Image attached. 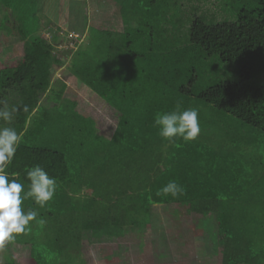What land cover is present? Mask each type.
Listing matches in <instances>:
<instances>
[{
    "label": "trees",
    "instance_id": "1",
    "mask_svg": "<svg viewBox=\"0 0 264 264\" xmlns=\"http://www.w3.org/2000/svg\"><path fill=\"white\" fill-rule=\"evenodd\" d=\"M162 1L159 4L148 0L144 17L140 14L144 6L142 0L106 2L115 9L119 20L123 18L128 25L150 24L158 44L148 52H154L161 59L174 49L162 45L167 40L161 26L168 22L173 5L169 0ZM243 1L249 2L239 9L235 21L213 24L201 17L191 19L190 45L201 50L202 60L216 58L224 65H231L264 51V0ZM3 2L10 13L20 7L17 0ZM101 20L89 27L88 45L71 50L68 71L119 115L110 141L96 137L92 121L74 112L77 100L65 93L66 85L52 82L53 67H63L64 62L63 55L55 52L48 39L39 34L22 37V57L17 59V65L8 67L7 74L2 72L0 106L17 108L10 126L23 132V139L7 169L9 177L23 183L27 189V169L40 165L58 184L53 199L45 207L36 206L31 199L23 202L25 211L36 210L46 222L39 225L34 221L28 232L16 236L15 244L25 249V263L11 258L7 264H58V260L68 258L69 249L79 248L97 230L116 232L128 226L148 228L153 206L177 207L179 205L174 204L180 203H185L195 232L201 233L207 243L210 237L202 222L215 213L216 233L224 242L222 255L229 254V238H226L229 229L223 219L226 215L223 208L229 201L227 192L232 190L229 185L236 183L233 174L241 172V165L235 156L221 149L217 152L214 147L211 155L203 156L204 162H211L214 172V175H206L205 188L203 184L196 190L186 185L184 195L178 198L156 195L170 180L181 185V177L184 178L178 169L176 172L167 169L170 162L164 156L167 144L175 147L177 142L164 141L153 126L156 114L173 111L176 103L174 105L172 100L170 105L174 106L158 112L155 107L141 108L136 74L141 54L131 49L144 37L143 33L130 27L123 33L120 29H107ZM6 65V61L2 63L0 71ZM252 74L251 69L244 67L239 81L222 82L199 91L189 84L188 88L177 89L182 96H174L181 102V110H187L183 105L188 104L190 109H198V118L203 111L206 120L200 127L205 135L212 134L208 129L216 118L243 125L253 134H264V87L251 85ZM44 98L50 107L41 106ZM188 143L182 144L186 163L190 160ZM210 179L216 183L208 185Z\"/></svg>",
    "mask_w": 264,
    "mask_h": 264
},
{
    "label": "rangeland",
    "instance_id": "2",
    "mask_svg": "<svg viewBox=\"0 0 264 264\" xmlns=\"http://www.w3.org/2000/svg\"><path fill=\"white\" fill-rule=\"evenodd\" d=\"M17 1L20 7L11 11V14L4 7L3 0H0V60H7L6 67L0 71V79L2 72L7 74L10 71L8 67L11 64L17 65V59L22 57L24 45L21 38L41 35L52 42L56 53L60 52L63 55L64 66L53 67L52 82L65 84L66 92L77 99V111L95 121L98 135L109 138L115 130L119 115L114 113L104 100L96 98L92 90L71 76L68 71L71 50L86 47L88 39L79 37L82 31L76 29L80 24L73 25L72 17L66 20L65 14L67 10L71 16L76 10L80 12L87 2L80 0L79 3H68L69 0H63L59 6L54 4L49 8L45 5L47 0ZM147 1L142 0L144 4L140 12L142 17L145 16V8L148 7ZM155 1L159 4L164 2ZM95 2L90 5L113 8L106 2L103 4L104 0ZM169 2H173V5ZM169 2L171 15L168 16V22L161 26L165 30L167 42L162 45L168 49L173 46L174 49L162 59L157 58L154 52H148L158 44L156 32L151 30L150 24L136 22L128 25L123 18L121 19L124 26L140 30L144 36L131 49L141 54L136 74L142 109L155 107L154 110L158 112L174 106L179 101L174 95L182 96L176 92L177 89L188 88L189 84H192L195 91H199L222 82L239 81L241 69L244 67L253 72L251 85L264 87V51L253 53L234 64L224 65L216 58L202 60L199 54L201 50L191 47L189 41L191 19L201 17L213 24L232 22L235 21L239 9L249 1L169 0ZM55 7L60 12V18L54 12V17L51 16L53 24L44 25L40 30L41 14H46ZM55 34L57 37L53 39L52 36ZM172 100L174 105H170L173 103ZM216 120L219 122L214 121L208 129L215 138L214 147L235 156L236 162L238 161L242 168L239 174L236 172H234L236 175L233 174L236 183L229 185L232 189L227 192L229 201L226 203L222 201L226 204L223 208L226 211L223 219L229 229L226 237L229 238V254L224 256L221 254L220 245L223 244L216 233L214 218H206L202 222V225H205L203 226L205 233L210 237L207 243L201 233L196 232L199 236L195 238L193 221L189 218L186 206H153L148 228L128 226L116 232L97 230L79 248L69 249L68 258L58 260V264H264V134H253L247 127L237 123H226L225 119ZM233 190L235 193L231 194ZM15 240L8 243L4 249H0V264H7L11 258L16 262L25 263V249L16 245Z\"/></svg>",
    "mask_w": 264,
    "mask_h": 264
},
{
    "label": "clouds",
    "instance_id": "3",
    "mask_svg": "<svg viewBox=\"0 0 264 264\" xmlns=\"http://www.w3.org/2000/svg\"><path fill=\"white\" fill-rule=\"evenodd\" d=\"M17 108L0 106V122L10 124ZM153 126L158 129V135L168 142L176 138L185 142L195 140L200 134L198 110H181V102H177L175 109L170 112L157 113ZM23 132H18L14 127L0 125V249L16 239L19 234L30 230L32 222L39 225L45 220L39 217L36 210L25 211L22 204L31 199L33 203L43 208L51 201L56 193L58 184L55 177L50 176L40 165H33L26 171L28 180L27 189L18 180L10 179L7 169L11 165ZM184 188L175 180H170L166 185L156 191L160 197L171 196L178 198L184 195Z\"/></svg>",
    "mask_w": 264,
    "mask_h": 264
},
{
    "label": "crops",
    "instance_id": "4",
    "mask_svg": "<svg viewBox=\"0 0 264 264\" xmlns=\"http://www.w3.org/2000/svg\"><path fill=\"white\" fill-rule=\"evenodd\" d=\"M60 1H63V0H47L45 5H46V7L48 5L49 8H50V6H54V4L59 6L61 4ZM84 1L87 2L86 6H85V3H84V6L86 8L84 7L80 12L78 10H76L74 12V14H72V16L68 12L69 10H67L66 14H65V15H67L66 16V20H68V19H70V17H72L73 25H75V24L79 25L80 24V26L76 29L78 31L79 30L82 31V33L79 35V37L82 36L84 39L86 38L89 41V39H90L89 27L91 25H93V24L97 25L100 22V19H102L101 20L102 21L101 24L103 26H105L107 29H113V28L117 29V30L120 29V33H123V31L128 28L127 26H124V24H122L121 17H120V20H119L117 14L115 13V9L114 8H111V7L103 8V6L102 7H100V6H93L92 7L91 5H93L95 0H93L94 2L93 1L90 2V0H84ZM100 1L101 0H96V2H100ZM71 2L79 3L80 0H69L68 1V3H71ZM105 2H107V0H104L103 4H105ZM106 4L108 6L109 5L111 6V4H109V3H106ZM54 9H55V11H54ZM54 9L53 8L50 9V12H47L46 14L45 13L41 14V22H39L40 23V26H39L40 30H41V27L44 26V25L48 26V24H53V18L52 17H54V15H55L54 12L57 14V17L60 18V16H59L60 12H59L58 8L55 7ZM79 13H80V15H79ZM90 16L91 17L93 16V18H90ZM72 23H70V24H72ZM60 26L61 25H59V27ZM69 28H70V25H69ZM72 30H73V28H72ZM54 37L56 38L57 34L52 36L53 39H55ZM88 41L86 42V46L88 45ZM5 61L7 62L6 59L0 60V64L4 63ZM66 89H65V93L70 95V96H72L71 94L66 92ZM93 94L95 95L96 98H98V99L103 101V99L100 98L95 92ZM72 97L75 98L74 96H72ZM47 103L48 102L46 101V98H44L43 101L40 104H41V106L43 108L47 107V106L50 107L51 105L47 104ZM105 104L108 105L107 103H105ZM7 106L9 107V105H7ZM197 106L201 107V105H198V104H197ZM183 107L185 109H190L189 108L190 105H188V104L183 105ZM201 109L203 110L202 107H201ZM196 110H198V109H196ZM74 112L76 114H78L79 116H81L82 118H85L87 120H91L92 121V123L94 125L92 127V130H93V132H94L96 137H98L100 139H103L105 141H110L113 138L114 133H115V131L117 129V126H118V122L116 124V127H115V130H114L113 134L109 138H107L105 136H101V135H98L96 133V130H95L96 123H95V121L93 119L87 118V117L81 115L77 111V102L74 105ZM202 112H200V116H199L200 123H204L205 120H206V117L203 115ZM35 113L36 112H34V114ZM225 121H226V123L228 122V120H226V119H225ZM0 123L3 126H10V124H11V123L7 124L6 122H0ZM200 128H201L202 131H200V134L197 136V138L195 140L188 141L189 142L188 144L190 146V153L193 152L195 154L194 155H190V153H188V151H187V155L189 156V159H190V160H188L187 163H186V159L184 157V155H185L184 154V146H182V144H185V141H183L182 139L176 138L175 141L177 142V145L174 147V146H169V144H167V146L165 147V150H164V156L167 159V161L170 162V167L167 168V169H169L170 171H175V172L178 169V171H180L181 176H184V178L181 177V185H184L183 188H185L186 185H191L189 187V189H195L196 190L198 188V185H202V184H203V188H205L204 186L207 184L206 180H208L206 178V175L207 174L214 175V172H213V170L211 168V166H212L211 162L209 160L207 162H204L203 156L205 154L211 155V153H213L214 144H216V141L214 140L215 138L212 135H205L203 133V129H202L203 127H200ZM178 140H179V142H178ZM178 143L181 144V145L178 146L179 145ZM218 151L219 150H217V152ZM210 160H211V158H210ZM210 180H211V182L208 183V185L216 183L214 179H210ZM174 205L184 206L185 203L174 204ZM165 207H170V205L169 206H165ZM210 217L214 218L213 220H214V223L216 224V215H215V213H212L210 215ZM210 217H208V218H210ZM189 218H190V216H189ZM216 228H217V225H216ZM194 236H195V238H198L199 235L195 232ZM219 243H220V240H219ZM222 244L223 245H220V246H221L222 252H223L224 242H222ZM222 252H221V254H223Z\"/></svg>",
    "mask_w": 264,
    "mask_h": 264
}]
</instances>
